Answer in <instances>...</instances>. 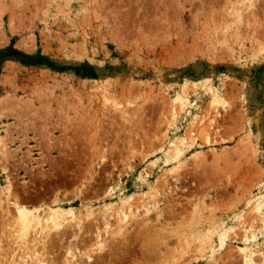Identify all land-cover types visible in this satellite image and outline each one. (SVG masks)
<instances>
[{
  "label": "rangeland",
  "instance_id": "obj_1",
  "mask_svg": "<svg viewBox=\"0 0 264 264\" xmlns=\"http://www.w3.org/2000/svg\"><path fill=\"white\" fill-rule=\"evenodd\" d=\"M11 43L97 79L4 63L1 264H264V0H0Z\"/></svg>",
  "mask_w": 264,
  "mask_h": 264
},
{
  "label": "bare ground",
  "instance_id": "obj_2",
  "mask_svg": "<svg viewBox=\"0 0 264 264\" xmlns=\"http://www.w3.org/2000/svg\"><path fill=\"white\" fill-rule=\"evenodd\" d=\"M9 207V206H8ZM15 211H16V216H15V231L13 232V235L15 234V241L16 243H20V244H24V246L26 247L27 246V238H28V235H29V232H30V219H31V214L29 211H26L25 208H19V207H15ZM122 216V215H121ZM126 218V217H125ZM49 223L51 225V229L55 231H59V233L62 234V236L65 234L66 230H61V229H58V224L56 223V220H55V217L54 215L52 214L49 218ZM78 222H76L77 224ZM13 224V223H12ZM14 226V225H13ZM81 224H77V226H75L78 231L81 230L80 228ZM121 226V225H120ZM119 227V226H118ZM12 229V228H11ZM10 230V229H9ZM73 230V229H72ZM118 230V229H117ZM64 231V232H63ZM56 232V233H57ZM119 233V232H117ZM11 235V234H9ZM50 235V234H49ZM49 235H48V232L47 233H41L40 237L38 239L35 238V240L39 241V247L40 249H38L37 251L38 252H35V249H33V251L31 252L32 255H28L29 256V260H30V263L31 264H49L50 262L47 261V258L50 257L48 255H46V243H49L47 241H49ZM96 238L99 237V234L97 233V235H95ZM72 237V235H71ZM7 238V237H6ZM12 238V237H11ZM73 239V238H72ZM96 241V240H95ZM103 241V242H102ZM80 242V241H79ZM33 243V242H32ZM37 243V242H36ZM97 243L98 245L96 244V242H94V244L96 245V249L97 251H100V250H103L104 248H106V238H102L99 240H97ZM93 244V246H94ZM29 245V244H28ZM34 245V244H33ZM37 245V244H36ZM21 246V245H20ZM38 246V245H37ZM90 246V245H89ZM23 247V245L21 246ZM16 249V248H15ZM70 251V250H69ZM68 251V252H69ZM95 251V250H94ZM94 251H90L91 252H94ZM28 252V251H27ZM30 253V254H31ZM49 253V252H48ZM26 253H23V255H25ZM69 253H67L68 255ZM83 254V253H82ZM89 254V253H88ZM88 254H84L82 256H85L87 259L90 260V256ZM94 254V253H92ZM26 256V255H25ZM70 256H71V253H70ZM69 256V258H70ZM23 257V256H22ZM24 258V257H23ZM28 258V257H27ZM26 258V259H27ZM101 258V257H100ZM3 259V258H2ZM49 259V258H48ZM73 259V258H72ZM25 260V259H24ZM28 260V259H27ZM3 261V260H1ZM87 261V260H86ZM91 261V260H90ZM60 262V261H59ZM67 262V261H66ZM80 262V261H79ZM52 263V262H51ZM50 263V264H51ZM74 263V262H73ZM1 264V263H0ZM53 264H57L55 263V261H53ZM77 264V263H76Z\"/></svg>",
  "mask_w": 264,
  "mask_h": 264
},
{
  "label": "trees",
  "instance_id": "obj_3",
  "mask_svg": "<svg viewBox=\"0 0 264 264\" xmlns=\"http://www.w3.org/2000/svg\"><path fill=\"white\" fill-rule=\"evenodd\" d=\"M6 62H15L24 67H46L54 72L72 71L82 79H97V73L93 66L83 63L78 66H59L49 58L42 55L40 51L34 54H27L14 48L13 43L0 49V75L2 67Z\"/></svg>",
  "mask_w": 264,
  "mask_h": 264
}]
</instances>
